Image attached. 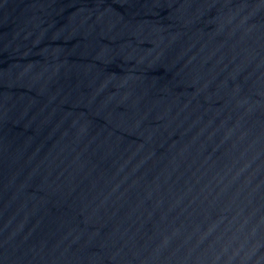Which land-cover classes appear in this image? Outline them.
Listing matches in <instances>:
<instances>
[{"label": "water", "instance_id": "water-1", "mask_svg": "<svg viewBox=\"0 0 264 264\" xmlns=\"http://www.w3.org/2000/svg\"><path fill=\"white\" fill-rule=\"evenodd\" d=\"M0 264H264V0H0Z\"/></svg>", "mask_w": 264, "mask_h": 264}]
</instances>
